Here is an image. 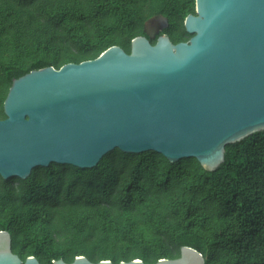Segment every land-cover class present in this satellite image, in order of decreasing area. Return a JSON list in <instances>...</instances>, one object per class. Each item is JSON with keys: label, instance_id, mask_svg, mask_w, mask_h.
<instances>
[{"label": "trees", "instance_id": "obj_1", "mask_svg": "<svg viewBox=\"0 0 264 264\" xmlns=\"http://www.w3.org/2000/svg\"><path fill=\"white\" fill-rule=\"evenodd\" d=\"M195 8L196 0H0V58L9 56L0 65V120L15 79L115 45L130 53L155 16L174 43L187 42L184 21ZM0 179V231L23 261L155 264L191 247L206 264H264V132L227 146L214 172L196 159L115 150L94 169L52 164L27 180Z\"/></svg>", "mask_w": 264, "mask_h": 264}, {"label": "water", "instance_id": "obj_2", "mask_svg": "<svg viewBox=\"0 0 264 264\" xmlns=\"http://www.w3.org/2000/svg\"><path fill=\"white\" fill-rule=\"evenodd\" d=\"M184 27L187 42L139 36L130 53L115 45L15 79L0 120L1 178L27 180L52 164L94 169L115 150L155 152L173 164L196 159L214 172L227 146L264 132V0H196ZM0 264L41 263L23 261L0 231ZM53 264L114 263L79 256ZM155 264L206 259L182 247L179 258Z\"/></svg>", "mask_w": 264, "mask_h": 264}, {"label": "rangeland", "instance_id": "obj_3", "mask_svg": "<svg viewBox=\"0 0 264 264\" xmlns=\"http://www.w3.org/2000/svg\"><path fill=\"white\" fill-rule=\"evenodd\" d=\"M167 29V20L162 17V16H155L152 19H150L146 24H145V32L149 36V39L151 41H157L158 36L164 35L165 31ZM189 41V40H188ZM9 59V56H1L0 58V65L2 63L7 62ZM118 159L117 155H113L108 158V160L112 163L107 164V168L109 169V166L117 165L116 160ZM15 187L18 186V183L14 182L12 183ZM4 185V182L1 181L0 179V188H2Z\"/></svg>", "mask_w": 264, "mask_h": 264}]
</instances>
